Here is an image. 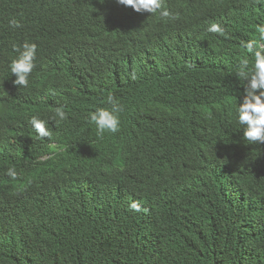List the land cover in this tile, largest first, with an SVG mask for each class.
Segmentation results:
<instances>
[{
    "label": "trees",
    "instance_id": "trees-1",
    "mask_svg": "<svg viewBox=\"0 0 264 264\" xmlns=\"http://www.w3.org/2000/svg\"><path fill=\"white\" fill-rule=\"evenodd\" d=\"M55 1L0 0V85L2 61L28 40L35 67L18 97L41 92L26 111L0 105V264H264V144L226 151L240 135L241 42L259 40L264 0H164L186 19L136 48L116 0H60L65 12ZM214 22L225 35L208 31ZM109 93L120 130L99 138L89 114L110 108ZM191 137L214 154L188 157ZM208 162L236 178L218 183Z\"/></svg>",
    "mask_w": 264,
    "mask_h": 264
},
{
    "label": "clouds",
    "instance_id": "clouds-1",
    "mask_svg": "<svg viewBox=\"0 0 264 264\" xmlns=\"http://www.w3.org/2000/svg\"><path fill=\"white\" fill-rule=\"evenodd\" d=\"M116 2L120 5L115 12L117 14L114 19L117 22L116 26L123 27V41L135 48L145 45L144 42L147 41L148 35L157 24L168 25L171 21H184L189 13L188 9L174 10L170 8L164 0H116ZM54 3L58 6L59 11L65 12L61 4L62 1L57 0ZM9 24L13 28L21 27L19 21L15 19L10 20ZM256 30L259 33V40L249 39L241 42V47L246 50L248 55L240 59L236 75L244 81L245 92L243 102L239 103L237 108L240 135H231L235 139V144L227 148L228 158L234 155L238 141L245 146L264 144V26L257 25ZM208 31L225 35L223 27L215 22L210 25ZM37 47V44L31 43V41L18 40L12 46V50H15L18 56L10 62V65L7 64L8 61H2L5 70H11L6 71L5 76L4 71L2 72V84L0 85V105L3 104L5 115L10 113L12 106L17 103L19 111L33 108V99L41 94L39 92L36 96L28 99L18 97L19 91L29 84L30 74L35 67ZM249 57H251V64ZM131 79H136L135 72L131 73ZM107 103L110 108L99 107L89 114L90 122L96 126L99 138H103L105 132L115 134L120 130V113L123 108L111 93L107 96ZM55 117H58L59 120L67 118L64 107L55 109ZM3 123V120H0V128ZM29 123L41 139L51 137V132L44 120L34 115L30 118ZM69 133L77 138L76 131L70 127ZM182 146L190 158L203 159L208 157L206 154H214L213 150H207L194 137L184 139ZM246 154L248 152L244 149L245 158ZM208 164L218 183L230 184L232 179L236 178L235 169L225 173L221 163L208 162ZM7 175L15 179L17 176L15 168H9ZM129 207L132 211H141L137 202H132Z\"/></svg>",
    "mask_w": 264,
    "mask_h": 264
}]
</instances>
